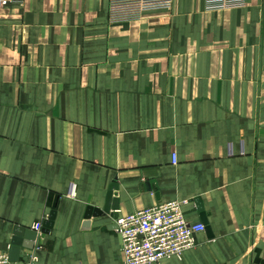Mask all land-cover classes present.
<instances>
[{"label": "crops", "instance_id": "1", "mask_svg": "<svg viewBox=\"0 0 264 264\" xmlns=\"http://www.w3.org/2000/svg\"><path fill=\"white\" fill-rule=\"evenodd\" d=\"M203 7L23 0L0 13V254L55 212L18 263L124 264L120 215L188 201L210 233L166 264H264V0ZM114 184L118 209L83 228Z\"/></svg>", "mask_w": 264, "mask_h": 264}, {"label": "built area", "instance_id": "2", "mask_svg": "<svg viewBox=\"0 0 264 264\" xmlns=\"http://www.w3.org/2000/svg\"><path fill=\"white\" fill-rule=\"evenodd\" d=\"M23 0H0V13L12 4ZM204 11L219 12L240 10L247 0H203ZM177 164V155H172ZM72 197L76 196L73 187ZM188 201L160 203L132 214L120 215L116 219V233L121 238L124 264H166L173 259H182L185 252L196 246L197 236L206 231L203 223L187 221L185 206ZM42 223L33 226L41 234ZM0 264H42L39 257L30 254L22 263H13L8 254H0Z\"/></svg>", "mask_w": 264, "mask_h": 264}, {"label": "water", "instance_id": "3", "mask_svg": "<svg viewBox=\"0 0 264 264\" xmlns=\"http://www.w3.org/2000/svg\"><path fill=\"white\" fill-rule=\"evenodd\" d=\"M117 190H118V186L117 184H114L111 188V192L108 195L104 210L88 208L86 212L83 228L88 229L91 227L92 218H99L105 215H109L111 211H115L118 209V191ZM196 202L198 204L199 209L203 211V205L201 203V200L196 199ZM55 216H56L55 212H53L50 215L49 219L43 225L42 233L47 234L52 229L54 225ZM202 219H203L204 225L207 226L206 228L207 232L210 233V229H209L208 221H207V215L204 212H202ZM115 228H117L116 225H115ZM36 238H37V233L35 231L25 229L24 227H17L15 230V237L12 242V247L9 252L10 261L13 263L18 262L20 250L22 248L27 249V250H33Z\"/></svg>", "mask_w": 264, "mask_h": 264}]
</instances>
